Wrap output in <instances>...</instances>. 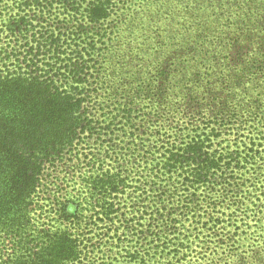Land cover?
Wrapping results in <instances>:
<instances>
[{
    "label": "trees",
    "instance_id": "trees-1",
    "mask_svg": "<svg viewBox=\"0 0 264 264\" xmlns=\"http://www.w3.org/2000/svg\"><path fill=\"white\" fill-rule=\"evenodd\" d=\"M145 2L0 0V264L83 263L33 205L97 120L116 158L90 203L105 222L132 204L115 264H264V0H148L173 49L117 87L122 26L142 29Z\"/></svg>",
    "mask_w": 264,
    "mask_h": 264
},
{
    "label": "rangeland",
    "instance_id": "rangeland-1",
    "mask_svg": "<svg viewBox=\"0 0 264 264\" xmlns=\"http://www.w3.org/2000/svg\"><path fill=\"white\" fill-rule=\"evenodd\" d=\"M138 2L140 3V0ZM141 6L138 17L142 29L140 30L137 25L133 30L130 27L123 29L122 26L118 39L120 44L118 54L115 53V62H119V67L116 65L113 67L117 87L124 79H131L135 73L148 71L145 70L146 67L153 63L155 58L164 56L169 49H173L170 41L164 40L167 44H162L156 38L157 34L166 30L164 27L169 16L164 17L160 5L150 4L148 0ZM140 33H144V36H140ZM97 117L99 118L96 114L95 119ZM94 124L96 128L86 132L79 141H76L73 148L65 150V157L56 163V167L46 170L43 185L35 195L33 215L37 229L44 230V233L66 231L78 239L84 251L82 254L84 261L83 263L81 261V264H102V260L104 264L106 262L115 264L116 260L112 258L114 253L111 250L113 244L110 242L114 235L130 237L123 234L121 213L122 209L129 210L132 204L121 202L122 206L129 207L121 208L117 216H112L113 220L105 222L102 214L98 212L99 208L90 203L88 179L96 173L97 166L102 160L116 158L115 154L108 152L114 142L113 138L105 134V130H101L100 126L103 123H100V120ZM116 140L121 146L124 144L122 137ZM135 173L132 176L136 180L140 174ZM135 180L133 183H136ZM144 196L146 197V194ZM130 238L133 239V236Z\"/></svg>",
    "mask_w": 264,
    "mask_h": 264
}]
</instances>
